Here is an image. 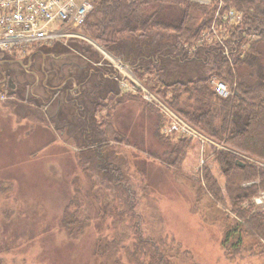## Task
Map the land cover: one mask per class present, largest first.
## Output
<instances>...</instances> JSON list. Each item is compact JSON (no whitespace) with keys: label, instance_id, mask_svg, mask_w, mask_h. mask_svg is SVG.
<instances>
[{"label":"rangeland","instance_id":"1","mask_svg":"<svg viewBox=\"0 0 264 264\" xmlns=\"http://www.w3.org/2000/svg\"><path fill=\"white\" fill-rule=\"evenodd\" d=\"M76 33L80 36L51 45H28L24 52L38 47L79 49L81 60L102 61L107 55L137 58L144 49V57L152 56L154 63L142 62L119 80L118 96H108L91 112L89 135L77 133L70 111L51 119L30 98L6 94L0 100V264H135L127 253L136 241L135 230L157 243L172 264H262L260 258L226 254L227 231L234 238L232 229L239 230L234 228L235 219L207 195L197 197L187 180L153 156L170 150L178 138L196 136L205 144V164L222 185L220 170L206 148L220 145L176 115L136 76L138 70L144 73L145 66L159 69L164 83L186 82L204 75L203 70L192 60L176 62L182 55L166 36L171 34L162 31L132 36L114 49ZM188 50L187 54L192 52ZM258 52L264 71V43L258 45ZM255 68L243 65L236 72L250 81ZM78 73L74 69L71 75ZM214 80L219 79L210 78L215 92ZM145 103L162 110L161 133L168 140L154 136L155 115ZM105 118L118 139L104 133L100 122ZM86 137L94 143L91 147L83 141ZM75 208L82 212L81 230L68 236L62 217L65 209L69 215ZM98 238L119 247L100 257L94 252ZM243 240L253 243L251 238Z\"/></svg>","mask_w":264,"mask_h":264},{"label":"trees","instance_id":"2","mask_svg":"<svg viewBox=\"0 0 264 264\" xmlns=\"http://www.w3.org/2000/svg\"><path fill=\"white\" fill-rule=\"evenodd\" d=\"M228 11L240 13V20L229 24L223 18ZM149 30L171 34L166 36L182 55L176 62L195 61L204 72L186 82L164 83L159 69L144 66V73L138 70L136 76L176 115L220 145L206 148L220 170L222 185L205 164V144L196 136L178 138L170 150L153 156L187 180L197 197L207 195L235 219L234 228L239 230L232 229L234 238L227 231L226 254L260 258L264 264V212L250 203L264 190V71L258 52V45L264 43V0H211L206 5L188 0H94L87 18L73 31L114 49ZM189 48L192 52L187 54ZM152 59L145 55L144 63H154ZM243 65L256 67L250 81L236 72ZM211 77L225 82L231 94L218 96L210 85ZM144 107L155 115L156 139L168 140L161 133L162 110L148 103ZM100 126L111 139H118L109 120L102 119ZM64 212L63 229L73 236L81 230L82 212L78 208L69 215L67 209ZM135 233L133 248L127 251L135 264H172L157 243ZM243 238L253 243L247 245ZM118 247L98 238L94 252L101 257Z\"/></svg>","mask_w":264,"mask_h":264},{"label":"built area","instance_id":"3","mask_svg":"<svg viewBox=\"0 0 264 264\" xmlns=\"http://www.w3.org/2000/svg\"><path fill=\"white\" fill-rule=\"evenodd\" d=\"M93 1L0 0V52L18 55L24 53V49L31 44L51 45L80 36L72 29L84 22L92 10ZM188 1L209 4L211 0ZM223 18L229 24L235 23L240 20V13L228 11L223 14ZM212 83L217 95L227 97L231 94L224 82L214 80ZM142 92L149 102V93L145 89ZM2 99L4 95L0 96ZM251 200L255 207L264 212V191H260Z\"/></svg>","mask_w":264,"mask_h":264},{"label":"flooded vegetation","instance_id":"4","mask_svg":"<svg viewBox=\"0 0 264 264\" xmlns=\"http://www.w3.org/2000/svg\"><path fill=\"white\" fill-rule=\"evenodd\" d=\"M41 48L38 47L32 51H26L18 58L22 59L29 57L24 60V65L26 64L27 67L28 63H32L36 58H42L41 61L45 62L46 66H51L53 62V58L51 57L52 50L45 47ZM72 51H75V53L82 56L79 49H73ZM56 52L65 53L67 50L63 51L60 49ZM143 52L144 49H141V56L137 58H132L131 55L124 57L119 54L112 56L107 55L108 58H104L102 61H92L85 57L84 60L88 62V64L83 66L77 75H70L63 80L62 78H59L60 72L55 73L54 70H50L47 75L50 76V78L45 79L44 86L49 95V105H51L53 101L54 104H52V106L60 104V111L56 116L58 117L63 114L66 116L70 111V119L72 122L76 121L74 124L75 126H78L76 130L77 133L81 132L84 135H89V117L90 114H92L91 112L96 110L102 100L108 96H110V98H113L116 94L118 96L119 90H121L119 86V80H121L120 77L123 76V79H125L131 69H138V67L141 66L142 62H144ZM5 54L7 59H17L12 54ZM26 70H28V68H26ZM7 89L8 85L6 82V90ZM11 89L15 90L16 88L13 86ZM7 93L9 92H4V95L7 96ZM12 93L11 94L14 96L21 95L25 97V99L30 98V100L35 102V99L31 95L30 85L27 83L24 86L17 88L16 91ZM67 123L69 124L70 122ZM83 141H85L87 145L89 144L87 147H91L92 144H94H90L91 139L89 137H86Z\"/></svg>","mask_w":264,"mask_h":264},{"label":"water","instance_id":"5","mask_svg":"<svg viewBox=\"0 0 264 264\" xmlns=\"http://www.w3.org/2000/svg\"><path fill=\"white\" fill-rule=\"evenodd\" d=\"M51 52V57L53 58L51 66H46V63L41 61L42 58H36L32 63H28V67L26 64L24 65V60L29 57L22 59H7L6 54L0 52V93L7 91L9 92L7 93L8 95H12V92H15L17 88L24 86L26 83L29 84L32 97L44 107V113L48 118H54L60 111V104L52 106V104H54L53 101V103L49 105V95L44 86L45 79L50 78V76H47L48 72L50 70H54L55 73L60 72L59 78L63 80L70 76L74 69H76V73H78L83 66L88 64L85 60L78 58L80 55L75 52ZM26 68H28V70H26ZM120 79H123V76L120 77ZM6 82L9 90H6ZM13 86L16 88L15 90L11 89Z\"/></svg>","mask_w":264,"mask_h":264}]
</instances>
